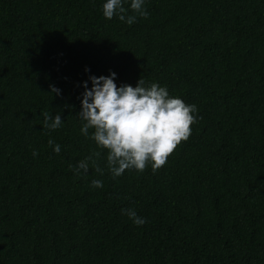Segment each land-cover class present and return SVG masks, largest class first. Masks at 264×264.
<instances>
[{
    "label": "trees",
    "instance_id": "1",
    "mask_svg": "<svg viewBox=\"0 0 264 264\" xmlns=\"http://www.w3.org/2000/svg\"><path fill=\"white\" fill-rule=\"evenodd\" d=\"M105 2L0 0V264H264V0H145L132 25ZM110 71L197 105L155 173L69 167L100 150L78 113Z\"/></svg>",
    "mask_w": 264,
    "mask_h": 264
},
{
    "label": "clouds",
    "instance_id": "2",
    "mask_svg": "<svg viewBox=\"0 0 264 264\" xmlns=\"http://www.w3.org/2000/svg\"><path fill=\"white\" fill-rule=\"evenodd\" d=\"M125 3L126 0H106L102 5L104 17L111 20L118 16L120 21L128 25L135 23L138 17H148L145 0H131L133 15H126L128 9ZM116 75L113 71L109 75H90L91 88L88 87V81L83 82L85 90L78 113L83 121L80 131L89 137V130L92 129L90 138L100 150H93L75 167L69 165L77 175L81 172L87 174L90 165L96 172L103 174L104 170L99 166L101 150H107V165L113 177H119L131 169L142 173L149 164L155 173L166 165L177 147L190 138L191 126L197 122V105L170 95L166 86L155 82L145 86L142 78L136 86H117ZM50 88L51 92L61 94V90L54 85H50ZM42 115L44 128L56 130L62 126L60 113L54 117L49 112H43ZM48 144L54 146L57 154L60 153L61 146L53 139H49ZM32 154L34 157L39 155L35 149ZM92 186L101 188L103 182L94 179ZM121 212L137 226L146 223V219L138 216L134 208L121 209Z\"/></svg>",
    "mask_w": 264,
    "mask_h": 264
}]
</instances>
